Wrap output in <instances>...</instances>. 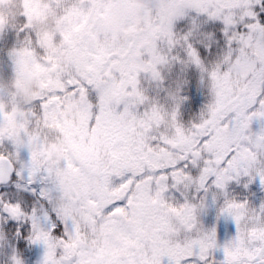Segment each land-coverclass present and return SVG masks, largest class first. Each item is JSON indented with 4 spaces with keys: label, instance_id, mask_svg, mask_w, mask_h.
<instances>
[{
    "label": "snow or ice",
    "instance_id": "6c2138e0",
    "mask_svg": "<svg viewBox=\"0 0 264 264\" xmlns=\"http://www.w3.org/2000/svg\"><path fill=\"white\" fill-rule=\"evenodd\" d=\"M2 41L0 264H264V0H19Z\"/></svg>",
    "mask_w": 264,
    "mask_h": 264
},
{
    "label": "rangeland",
    "instance_id": "374dc122",
    "mask_svg": "<svg viewBox=\"0 0 264 264\" xmlns=\"http://www.w3.org/2000/svg\"><path fill=\"white\" fill-rule=\"evenodd\" d=\"M19 12V0H0V14L4 15H13L15 16ZM10 45V41L0 42V52L5 50ZM0 59H3L0 55ZM6 63V61H5ZM180 76L183 80L187 81L184 83L181 94L188 97L189 99L182 106V119L187 122L194 119L199 115L201 107L207 101V89H205L198 81L196 88L192 87L190 82L196 76L199 77L198 72L193 70H188L185 73H179L174 70L171 79L177 78ZM0 84L4 87H9L12 84V81L4 80L0 81ZM20 105L21 107L25 104H28L32 101L34 96L37 94L38 85L32 80H22L17 83ZM193 101L194 103H190ZM260 121H254L252 124L253 131H257L261 126ZM234 194L241 195L240 190L235 185L233 186ZM252 191L255 193L254 196L250 197V202L253 206H258L259 203L264 200V191H260L257 186H253ZM205 227H217L218 239L221 243L225 240L231 238L235 232V225L231 219L221 217L219 220L216 218V209L215 207H210L205 214L201 217ZM42 255V249L38 247H31L26 251L27 264H36V261Z\"/></svg>",
    "mask_w": 264,
    "mask_h": 264
},
{
    "label": "clouds",
    "instance_id": "9594fccd",
    "mask_svg": "<svg viewBox=\"0 0 264 264\" xmlns=\"http://www.w3.org/2000/svg\"><path fill=\"white\" fill-rule=\"evenodd\" d=\"M137 7L138 10H143L145 7V0H137ZM128 33H125L127 35Z\"/></svg>",
    "mask_w": 264,
    "mask_h": 264
},
{
    "label": "trees",
    "instance_id": "16d2710c",
    "mask_svg": "<svg viewBox=\"0 0 264 264\" xmlns=\"http://www.w3.org/2000/svg\"><path fill=\"white\" fill-rule=\"evenodd\" d=\"M198 81H199V77L196 76L195 78L192 79V81L190 82V84L192 85V87L196 88L198 85ZM190 103H194L193 101H191Z\"/></svg>",
    "mask_w": 264,
    "mask_h": 264
}]
</instances>
